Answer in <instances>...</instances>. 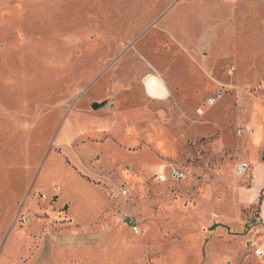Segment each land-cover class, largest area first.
Listing matches in <instances>:
<instances>
[{"label": "rangeland", "instance_id": "1", "mask_svg": "<svg viewBox=\"0 0 264 264\" xmlns=\"http://www.w3.org/2000/svg\"><path fill=\"white\" fill-rule=\"evenodd\" d=\"M0 100V264H264V0H0Z\"/></svg>", "mask_w": 264, "mask_h": 264}, {"label": "crops", "instance_id": "2", "mask_svg": "<svg viewBox=\"0 0 264 264\" xmlns=\"http://www.w3.org/2000/svg\"><path fill=\"white\" fill-rule=\"evenodd\" d=\"M124 90H127V88H125V89L121 88V87L119 88L116 85L112 86V96H110L109 98L112 99L113 102L116 104L114 97H116V95H118L119 91H124ZM0 105H3V107H4L5 102L0 100ZM259 106H261V104ZM116 108H117V104H116L115 109H113V110H116ZM113 110H111V111H113ZM7 115H9V116H4L0 113V132L6 131L7 121L9 119L11 120L13 118L12 114H7ZM43 116H44L43 112L42 113L36 112L35 114H34V112L33 113L31 112L29 115L26 116V120H28L29 123L24 128V133H25L26 139L29 140L31 146L34 145V142L37 139H40V138L41 139H48L49 138V132L46 131L45 128H43L42 130H38L36 128V124L41 121ZM12 122H13V120L10 123H12ZM13 123L16 124L15 121ZM11 128H15V127L11 126L9 129H11ZM43 146H44V144H43ZM8 165L9 164L5 163V166L7 168H8ZM254 166L256 167L255 168L256 177L254 178L253 173H251V181H250L249 186L239 187L237 190L236 199H237L238 205L242 209H245V210L251 209L254 206H258V210H257L256 216H255V221L264 226V163L256 162L254 164ZM0 193H2L3 196H7V197H5V201H3L4 203L7 204V207L4 208L5 210H6V208H8V204H10V206H11L12 202H13L12 203L13 207H15L16 201L18 200L16 193L14 195L8 191L0 192ZM12 230H13L12 228H9L8 230H6L4 232V238L0 239V251L3 249V247L8 242V239H9V236H10ZM0 234H2L1 229H0ZM249 242L250 241H248L247 244ZM257 246H258V244H257ZM258 247L260 248V246H258ZM260 249H262V248H260ZM262 250H264V249H262ZM228 264H231V263H228Z\"/></svg>", "mask_w": 264, "mask_h": 264}, {"label": "built area", "instance_id": "3", "mask_svg": "<svg viewBox=\"0 0 264 264\" xmlns=\"http://www.w3.org/2000/svg\"><path fill=\"white\" fill-rule=\"evenodd\" d=\"M221 97H222V88L219 89V91L214 96L209 97L207 99V101H206L207 106L208 107H213L215 104H217V102L221 99ZM197 114L201 115L202 111H197ZM238 133L241 134V131H239ZM247 133L249 135H251L252 134L251 129L248 128L247 129ZM246 169H247L246 164H240L239 167H238V174L243 175L245 173ZM165 171H166L165 167H160L158 169L156 177H157L158 181L161 182V183H165L169 179H173L174 181H182L184 179V174L178 169H172L170 171L169 178L167 177ZM125 194H126V192H124V195ZM130 225H132L131 228L133 230V233L134 234H138L139 230H138V228L136 226H134L132 221H130ZM248 247L253 249L254 254L257 257H259L260 259L264 260V250L260 249L255 242L250 241L248 243Z\"/></svg>", "mask_w": 264, "mask_h": 264}, {"label": "water", "instance_id": "4", "mask_svg": "<svg viewBox=\"0 0 264 264\" xmlns=\"http://www.w3.org/2000/svg\"><path fill=\"white\" fill-rule=\"evenodd\" d=\"M115 107H116V104L110 98H107L106 100H103V101L94 102L91 105V109L93 111L113 110V109H115Z\"/></svg>", "mask_w": 264, "mask_h": 264}]
</instances>
